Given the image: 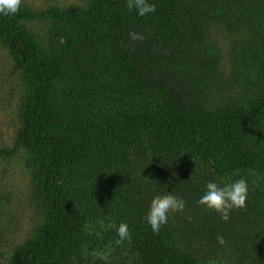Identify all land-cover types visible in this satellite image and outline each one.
I'll return each instance as SVG.
<instances>
[{"label":"trees","instance_id":"16d2710c","mask_svg":"<svg viewBox=\"0 0 264 264\" xmlns=\"http://www.w3.org/2000/svg\"><path fill=\"white\" fill-rule=\"evenodd\" d=\"M150 2L0 15V264H264V0ZM240 178L227 222L197 203Z\"/></svg>","mask_w":264,"mask_h":264},{"label":"clouds","instance_id":"9594fccd","mask_svg":"<svg viewBox=\"0 0 264 264\" xmlns=\"http://www.w3.org/2000/svg\"><path fill=\"white\" fill-rule=\"evenodd\" d=\"M23 0H0V15L15 16L19 13ZM129 11H135L137 15L144 17L156 11L155 4L150 0H126ZM132 41L144 40L142 33L135 31L128 33ZM255 175V173H252ZM248 183L245 178H240L232 183L221 186L215 182L206 184V191L198 200V204L210 211L219 214L220 218L227 222L233 210L246 209L248 199ZM186 207V202L172 194L156 195L150 202L145 220L150 225L154 234H159L162 226H167L169 217L176 213H181ZM117 234L121 241L131 239L128 225L121 223L117 229ZM217 242L221 245L226 241L222 235L217 236ZM105 261H109L107 255L102 256Z\"/></svg>","mask_w":264,"mask_h":264}]
</instances>
